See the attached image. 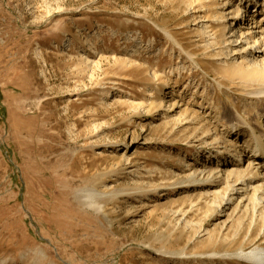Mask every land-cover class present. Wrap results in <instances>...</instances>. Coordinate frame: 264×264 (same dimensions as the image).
I'll return each instance as SVG.
<instances>
[{"label": "rangeland", "instance_id": "374dc122", "mask_svg": "<svg viewBox=\"0 0 264 264\" xmlns=\"http://www.w3.org/2000/svg\"><path fill=\"white\" fill-rule=\"evenodd\" d=\"M249 1L0 0V264H253L264 179L199 183L264 131V80L218 72Z\"/></svg>", "mask_w": 264, "mask_h": 264}, {"label": "bare ground", "instance_id": "6f19581e", "mask_svg": "<svg viewBox=\"0 0 264 264\" xmlns=\"http://www.w3.org/2000/svg\"><path fill=\"white\" fill-rule=\"evenodd\" d=\"M197 3H202L203 8L210 9L212 6L215 5L214 0H196ZM229 4V3H228ZM226 6V3L225 5ZM241 7V3L237 5V10L234 11L235 16L234 19L231 18L230 21L226 22L227 16L233 14V11L230 9L224 10L221 14L222 17V23L223 26L227 27V24L231 26L229 32H234L233 30H237V41L244 36L248 37V40L250 42L247 44V47H244L242 49V56L239 60H236L234 62L230 63H223L218 68L219 74H221L223 77H234L238 75H242L248 78H253L255 80H264V66H262L260 69H257L255 67L256 63L249 64L245 60V54L247 51L253 55L256 53H264V50L259 52L258 50H261L259 47L262 43V48L264 47V30L261 29V27L264 24V0H251L249 1L247 8H248V15L247 18L243 16L242 13H247L246 9H244V12L239 13V8ZM243 11V10H241ZM238 12V13H237ZM242 14V16L240 15ZM260 16V20L256 22V17ZM229 19V18H228ZM221 21V20H220ZM260 24V25H259ZM246 27V28H245ZM250 27V28H249ZM205 29V28H204ZM203 29V30H204ZM258 29L257 32H250V30ZM243 31L245 33H243ZM213 40L212 46H217L218 39L216 36V32L213 33ZM217 40V41H216ZM210 39L205 41L206 43L209 42ZM135 45H132L128 48V46H122L120 49L121 55H123L125 52H128L129 50H133V48H137ZM229 45V44H228ZM258 46V48H254ZM206 48V47H205ZM211 47H209L210 49ZM209 49H207V52L209 53ZM222 48L218 49L216 57H220L222 55L221 53ZM258 51V52H257ZM206 57H210L209 55ZM190 58V57H189ZM191 59V58H190ZM86 67H89V63L87 58L85 57V62H83ZM191 63L193 64V60H191ZM130 64V63H129ZM195 65V63L193 64ZM218 66V65H217ZM117 90V89H116ZM173 90V89H172ZM118 92H120L118 90ZM256 97H260L261 95L264 96V89L256 91L253 93ZM174 100V99H172ZM156 103V102H155ZM163 103L160 105L154 106V108L162 109ZM153 106V104H151ZM174 107V106H173ZM229 129L231 130V133H234L236 135L235 137V144L234 146L237 148L236 152L233 153L228 159H224L221 162H218V164L224 166V169H216L215 172H210L208 176L205 179H202L199 181V183H204L206 185H213L217 183L216 179H220L222 175H225L229 178H237L241 177L240 179H237L234 181V184L241 185V188H235L234 185H231L232 192L238 193V191H241V193H245L250 189H256V187H251L249 184L254 179V174L260 179H264V131L260 129L257 131L255 128L247 123L246 119L244 117H238V122L233 123L229 126ZM243 140V144H241V141ZM215 159H219L218 157H215ZM247 159V165L245 170L238 171L237 168L241 166V162H244ZM196 173L199 172V174H203L204 171L196 170L194 171ZM248 174V175H247ZM247 177H243V176ZM248 180V181H247ZM249 183H247V182ZM230 189V191H231ZM256 191V190H255ZM254 191V192H255ZM93 192L91 190L86 191L85 198L90 199ZM235 257L239 261H245L253 264H264V248L263 247H253L247 251H239L238 253H235Z\"/></svg>", "mask_w": 264, "mask_h": 264}]
</instances>
